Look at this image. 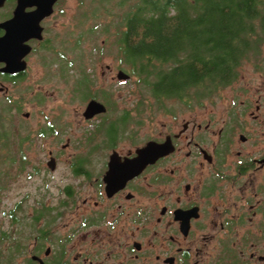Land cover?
Segmentation results:
<instances>
[{
    "label": "flooded vegetation",
    "instance_id": "obj_1",
    "mask_svg": "<svg viewBox=\"0 0 264 264\" xmlns=\"http://www.w3.org/2000/svg\"><path fill=\"white\" fill-rule=\"evenodd\" d=\"M83 2L0 0V99L15 111L32 103L25 95L36 86L22 84L30 80L38 49ZM254 38L257 48L224 81L194 98H174L178 113L188 109L190 117L154 125L151 134L141 133L154 116L143 106L120 116L108 92L85 91L82 120L94 130L83 132L77 139L82 152L69 158L76 186L63 185L55 203L33 201L26 214L18 211L23 200L1 211L2 225L8 224L0 228V264H264V27ZM128 74L118 79L116 73L118 82L131 81ZM217 97L222 104L197 113L203 99ZM91 99L105 111L85 118ZM166 100L155 106L168 115L173 110ZM104 118L120 122L106 136L95 129ZM167 139L171 151L133 168L139 149ZM48 155L55 168L46 162L48 169H32L30 176L56 169L58 154Z\"/></svg>",
    "mask_w": 264,
    "mask_h": 264
},
{
    "label": "rangeland",
    "instance_id": "obj_2",
    "mask_svg": "<svg viewBox=\"0 0 264 264\" xmlns=\"http://www.w3.org/2000/svg\"><path fill=\"white\" fill-rule=\"evenodd\" d=\"M116 1L84 0L83 3L71 7L66 23L56 28V31L50 32L52 42L46 48L38 49L32 64L33 68L29 72L30 80L23 81V88L29 87V83L36 86L32 88L31 95L30 93L25 95L27 100L32 99V103L18 112L12 109V102L0 99V105L3 106L0 112V129H3L1 128L3 124L4 130L11 132L17 138L27 133L33 138L32 144L28 145L27 142L23 146L24 158L28 160V163L31 162L29 167L36 165L39 169H48L46 162L49 151L53 155L58 154L59 157L56 169L53 172L44 173L45 177L40 175L32 177L26 173L17 175L18 157L21 156L16 154L12 164L4 163L2 157L7 155V151H12L13 146L11 145L10 150L0 149V170L6 175L9 173L8 176H10L3 177V189L0 191V228H6L8 224L5 220L2 225L1 211L10 207L15 201H24L23 207L18 209L23 215L26 214L27 209L29 211L33 201L43 200L55 203L54 200L57 202V195H60L63 185L76 186V176L71 175L68 162L70 157L82 152L81 146L77 145V139L84 131L94 130L91 124H86L82 120L81 115L85 104L83 98H86L88 94L89 96L94 93L97 95L101 90L108 92L110 99L114 101L113 109L120 116L126 108L143 106L144 114L149 113L154 116L152 123H146L141 133L151 134L152 126L155 125L160 129L164 123L175 117L180 119L181 115L187 118L191 116L188 109L186 112L178 113L181 105L174 98L165 101V106L173 112L168 115L158 112L150 91L136 82L135 76H132L131 81L127 83L118 82L117 71L121 69L129 73V66L118 67L119 58L113 26L107 33L103 29L106 24L114 22L113 14L119 11L115 5ZM109 8L111 11L108 13ZM115 18L118 21V17L115 16ZM262 23L263 20L260 17L253 19V25L259 33L263 27ZM263 55L262 51L261 56ZM107 66L110 68L107 69ZM85 75L89 79L85 82L87 86L81 83ZM255 82L256 80H252V83ZM89 86L91 88H88ZM220 100V97L213 101L203 99L197 113L202 114L206 106L222 104ZM26 110L29 111L27 117L23 114ZM50 123L55 124L58 133H48L46 136L38 137L39 127ZM118 125H120L118 119L104 118L96 124L95 129L96 132L106 136L113 127ZM67 142L69 144L64 147ZM44 180L47 181L48 186L45 185Z\"/></svg>",
    "mask_w": 264,
    "mask_h": 264
},
{
    "label": "trees",
    "instance_id": "obj_3",
    "mask_svg": "<svg viewBox=\"0 0 264 264\" xmlns=\"http://www.w3.org/2000/svg\"><path fill=\"white\" fill-rule=\"evenodd\" d=\"M115 5L114 22L103 29L115 30L118 67L129 66L156 105L162 97L194 98L224 81L239 59L257 48L253 19L260 17L264 27V0H117ZM81 80L89 79L85 75ZM1 128L0 149L13 146L2 157L4 163L12 164L18 154L17 175H30L38 167L28 166L23 146L33 138L29 133L17 138L3 124ZM48 133H58L55 124L37 130L38 137ZM8 175L0 170V191Z\"/></svg>",
    "mask_w": 264,
    "mask_h": 264
},
{
    "label": "water",
    "instance_id": "obj_4",
    "mask_svg": "<svg viewBox=\"0 0 264 264\" xmlns=\"http://www.w3.org/2000/svg\"><path fill=\"white\" fill-rule=\"evenodd\" d=\"M130 76L128 73H126L123 70H118L117 71V78L118 79H128ZM105 111V105L95 99H91L85 108V111L83 115L85 118H90L94 114L99 113V112H104ZM173 149L170 140L167 139L164 143L161 144H156L154 142H148L143 148L139 149L137 151V156L134 157L131 160V165L133 166L134 169L140 170L144 165L147 163L153 162L157 157L160 155L167 153ZM47 166L50 169H54V159L51 158L47 162ZM131 166V168H132ZM135 173V172H134ZM134 175V174H133ZM107 189L111 186L110 183L107 182Z\"/></svg>",
    "mask_w": 264,
    "mask_h": 264
}]
</instances>
